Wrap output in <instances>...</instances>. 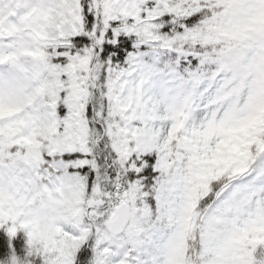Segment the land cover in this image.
I'll return each mask as SVG.
<instances>
[{"label":"snow or ice","instance_id":"6c2138e0","mask_svg":"<svg viewBox=\"0 0 264 264\" xmlns=\"http://www.w3.org/2000/svg\"><path fill=\"white\" fill-rule=\"evenodd\" d=\"M9 222L8 264H264V0H0Z\"/></svg>","mask_w":264,"mask_h":264},{"label":"trees","instance_id":"16d2710c","mask_svg":"<svg viewBox=\"0 0 264 264\" xmlns=\"http://www.w3.org/2000/svg\"><path fill=\"white\" fill-rule=\"evenodd\" d=\"M26 250L27 238L25 234L18 233L15 236H10L7 229L0 228V262L8 264L13 253L23 258L26 255Z\"/></svg>","mask_w":264,"mask_h":264},{"label":"rangeland","instance_id":"374dc122","mask_svg":"<svg viewBox=\"0 0 264 264\" xmlns=\"http://www.w3.org/2000/svg\"><path fill=\"white\" fill-rule=\"evenodd\" d=\"M10 226H11V222H9L8 224H6V225H4V226H2V227H0V228L8 229V227H10ZM18 233H23V234H25V235H26V238H27V240H28V237H27V230H26V229L18 228L16 235H17Z\"/></svg>","mask_w":264,"mask_h":264},{"label":"clouds","instance_id":"9594fccd","mask_svg":"<svg viewBox=\"0 0 264 264\" xmlns=\"http://www.w3.org/2000/svg\"><path fill=\"white\" fill-rule=\"evenodd\" d=\"M0 264H3V262H0Z\"/></svg>","mask_w":264,"mask_h":264}]
</instances>
